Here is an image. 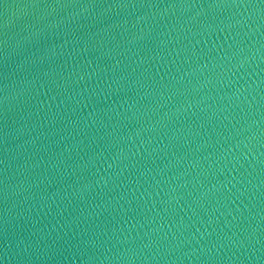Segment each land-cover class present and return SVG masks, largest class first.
<instances>
[{
	"label": "water",
	"instance_id": "obj_1",
	"mask_svg": "<svg viewBox=\"0 0 264 264\" xmlns=\"http://www.w3.org/2000/svg\"><path fill=\"white\" fill-rule=\"evenodd\" d=\"M0 264H264V0H0Z\"/></svg>",
	"mask_w": 264,
	"mask_h": 264
}]
</instances>
